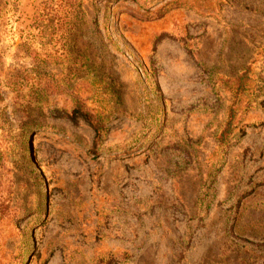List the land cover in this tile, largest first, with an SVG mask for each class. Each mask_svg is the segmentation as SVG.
Returning a JSON list of instances; mask_svg holds the SVG:
<instances>
[{
    "label": "rangeland",
    "instance_id": "374dc122",
    "mask_svg": "<svg viewBox=\"0 0 264 264\" xmlns=\"http://www.w3.org/2000/svg\"><path fill=\"white\" fill-rule=\"evenodd\" d=\"M0 264H264V0H0Z\"/></svg>",
    "mask_w": 264,
    "mask_h": 264
},
{
    "label": "trees",
    "instance_id": "16d2710c",
    "mask_svg": "<svg viewBox=\"0 0 264 264\" xmlns=\"http://www.w3.org/2000/svg\"><path fill=\"white\" fill-rule=\"evenodd\" d=\"M240 78L241 77H239V79ZM243 91H244V87L241 81H239V84L235 88V92L236 94L239 93L240 95L243 93ZM245 102H246L245 108H249V103H247V101ZM239 104H240V98H239ZM75 110H81L80 111L81 114L90 122L91 127L93 128L95 132V140L99 139L101 134L107 130V127L103 121V116L100 113L93 112L92 109H90L89 107L85 105L84 101H78L75 105ZM228 113L229 114H228L227 120L225 121V124L218 136L219 146L225 144L226 140L228 139L229 134L231 133V129L233 126V124L231 123L232 115H233V106L229 108Z\"/></svg>",
    "mask_w": 264,
    "mask_h": 264
}]
</instances>
